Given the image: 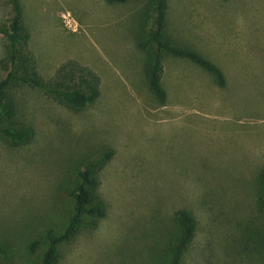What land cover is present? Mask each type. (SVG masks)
<instances>
[{
	"label": "rangeland",
	"instance_id": "rangeland-1",
	"mask_svg": "<svg viewBox=\"0 0 264 264\" xmlns=\"http://www.w3.org/2000/svg\"><path fill=\"white\" fill-rule=\"evenodd\" d=\"M13 1L0 0V27ZM167 1L169 37L220 67L224 87L165 55L159 103L138 45L151 0H18L42 77L73 85L82 67L100 94L79 109L18 80L1 88L14 105L2 125L31 130L23 142L0 135L1 264L41 259L73 213L78 172L109 151L97 172L105 215L61 243L56 264H170L181 209L198 222L183 264H264L253 242L264 241V0ZM5 46L0 33V59Z\"/></svg>",
	"mask_w": 264,
	"mask_h": 264
},
{
	"label": "trees",
	"instance_id": "trees-1",
	"mask_svg": "<svg viewBox=\"0 0 264 264\" xmlns=\"http://www.w3.org/2000/svg\"><path fill=\"white\" fill-rule=\"evenodd\" d=\"M108 1L124 2L126 0ZM13 3L14 8L10 20L6 26L0 27V33L6 41L5 56L0 59V68L6 71L4 78H0V135L11 141L23 142L31 134L29 128L15 129L2 125L3 118L10 116L14 111L13 102L6 101L1 96V88L4 84L18 80L40 88L62 103L79 109L87 108L99 97L100 92L97 75L82 67L79 70L70 71V77L75 83L73 85L53 83L42 77L37 69L34 54L27 46L30 34L25 31L23 25L21 5L18 0H14ZM151 5L153 6L152 27L145 39L138 42V45L146 52L145 75L149 88L158 98L159 103L164 104L167 100V93L161 82L165 55L191 60L210 72L217 86L224 87L225 75L216 64L196 50L179 45L169 37L167 33V0H151ZM112 154L111 151L104 153L98 161L89 163L78 172V183L72 192L73 213L68 224L63 232L46 235L47 247L41 259L35 264H56L59 245L70 241L82 225L96 226V220L105 215V208L98 194L97 172L107 163ZM257 202L259 207L264 209V169L258 178ZM87 217L94 220H87ZM176 218L181 227V237L173 251L170 264H183L185 252L194 239L198 222L197 218L187 209L177 211ZM253 242L257 246L256 249L262 252L264 258V241L254 240Z\"/></svg>",
	"mask_w": 264,
	"mask_h": 264
},
{
	"label": "crops",
	"instance_id": "crops-1",
	"mask_svg": "<svg viewBox=\"0 0 264 264\" xmlns=\"http://www.w3.org/2000/svg\"><path fill=\"white\" fill-rule=\"evenodd\" d=\"M167 5H168V1H167ZM167 17H168V7H167ZM220 68V67H219ZM221 69V68H220ZM161 82H162V85H163V87H164V84H163V80H162V78H161ZM171 86H169V88H170ZM165 88V87H164ZM171 88H173V87H171ZM166 90V89H165ZM166 93H167V97L170 95L169 94V92L166 90Z\"/></svg>",
	"mask_w": 264,
	"mask_h": 264
}]
</instances>
